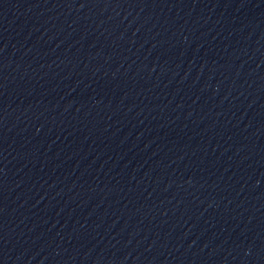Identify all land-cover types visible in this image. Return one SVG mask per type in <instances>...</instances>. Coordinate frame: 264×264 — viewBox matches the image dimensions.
Masks as SVG:
<instances>
[{
    "label": "water",
    "instance_id": "water-1",
    "mask_svg": "<svg viewBox=\"0 0 264 264\" xmlns=\"http://www.w3.org/2000/svg\"><path fill=\"white\" fill-rule=\"evenodd\" d=\"M262 242L264 0H0V264Z\"/></svg>",
    "mask_w": 264,
    "mask_h": 264
}]
</instances>
